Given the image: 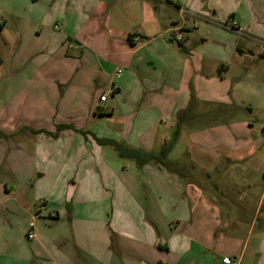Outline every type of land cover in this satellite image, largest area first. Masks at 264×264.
<instances>
[{"label": "crops", "instance_id": "crops-1", "mask_svg": "<svg viewBox=\"0 0 264 264\" xmlns=\"http://www.w3.org/2000/svg\"><path fill=\"white\" fill-rule=\"evenodd\" d=\"M25 7L0 21V264H264V0ZM195 18L235 23L236 42L210 70L186 50L190 33H204ZM172 29L183 40L173 50ZM197 99L216 107V124ZM186 111L172 169L107 164L91 146L157 153ZM102 119L115 135L98 137ZM256 172L263 185L252 198L245 178Z\"/></svg>", "mask_w": 264, "mask_h": 264}, {"label": "rangeland", "instance_id": "rangeland-1", "mask_svg": "<svg viewBox=\"0 0 264 264\" xmlns=\"http://www.w3.org/2000/svg\"><path fill=\"white\" fill-rule=\"evenodd\" d=\"M27 2V0H0V21L1 20H6L8 21V19L10 18L9 13H11L13 11H17L18 14H21L22 16L24 14L28 13V9L25 7V3ZM173 5H175L173 3ZM193 9V7H191ZM190 8V10H192ZM185 13V11H183ZM183 12H181L179 15L183 20H188V19H192L190 15L184 14ZM175 16L177 17L178 14L174 11ZM179 19V16H178ZM196 22H200L202 24L205 25L204 29V33L201 34L199 37L194 38V35L196 33H190L188 35V43H187V49H193L196 51V53L198 55H201L202 58L205 59V67L207 68V70H210L212 68V62L210 61V59H212V57L216 54V52L220 51L222 53L223 50H225L226 46L229 47L228 49H230V46L233 45L236 42V33L233 32V30L231 29H225V27L223 26V23H220V19H218V21H214L211 22H204L200 19L195 18ZM1 24V23H0ZM8 24V22H7ZM8 30V29H7ZM2 33V32H1ZM5 36H7V32L5 35L0 34V38L1 39H5ZM168 35H163V37H166ZM208 36L210 38V41L207 42L205 45L200 44V39L204 38ZM171 38V42L169 43L171 50H173L174 48V42H176L173 39V36L170 35L169 36ZM193 41V42H192ZM225 44V47H224ZM35 45V44H34ZM245 46L247 45V43L244 40H241V42L238 44V46ZM224 47V48H223ZM17 49V46L15 47L14 50L10 51V54H12L15 50ZM185 49L180 48L177 52V56L180 57L181 59H186L187 58V52ZM178 59L181 61V59ZM243 58H249V57H243ZM179 70H180V66H178L177 70L175 71L174 75L176 78V82L178 83L179 81ZM173 82V79L170 80V83ZM177 85V84H175ZM194 93V91H193ZM192 93V94H193ZM194 96L195 94H193L192 96V100H194ZM198 100V99H197ZM199 101V100H198ZM200 103H202V101H199ZM203 104V109H205L206 107L209 109V114L208 117L210 120H212L211 122L216 124L217 122L216 120V107H211L209 106L210 104ZM213 106V105H212ZM216 106V105H214ZM186 110V109H185ZM184 110V111H185ZM215 110V111H214ZM190 112V111H189ZM187 111L184 113L185 118L188 120V114ZM177 116V114H176ZM246 116H248V114H246ZM250 120L252 119V117L249 118ZM98 122L100 123V125L98 126V129L96 130L95 133H97L98 137L101 138V135H105L106 133H111L110 135H115V132L111 131L108 132L109 128H108V123H105L104 120H98ZM185 123L182 124L181 127H186V121L184 120ZM140 124H144L143 120L139 121ZM108 125V126H107ZM136 126V125H135ZM97 143L93 144L92 143V148H94ZM125 145V144H124ZM126 146V145H125ZM181 149V146H175L174 150L168 155V159L170 160H175L179 154V150ZM97 155L103 160V162L107 163V164H112L115 165L116 162H122L123 160H121L118 155L116 154V152L112 149V147L107 146V145H98L97 146ZM96 155V156H97ZM98 157V158H99ZM247 179V182L251 186L252 188V192H251V197L254 198L253 196L255 195V198L259 196V193L262 189V185H263V177L261 174H259L258 172L252 174L249 173L248 177L245 178ZM247 183V184H248ZM104 204V203H102ZM101 204V209L103 210L104 206H102ZM108 211V209H107ZM109 212V211H108ZM262 218H264V216L262 215ZM36 229V228H35Z\"/></svg>", "mask_w": 264, "mask_h": 264}, {"label": "trees", "instance_id": "trees-1", "mask_svg": "<svg viewBox=\"0 0 264 264\" xmlns=\"http://www.w3.org/2000/svg\"><path fill=\"white\" fill-rule=\"evenodd\" d=\"M183 40L178 42V45H182ZM193 96V94H191ZM192 98V97H191ZM184 123V114L183 112L177 114L175 127L171 134L169 141L164 144L157 153L146 152L140 149L131 148L129 146H125L123 144L117 143L113 140H100L95 139L98 145H107L112 147V149L116 152L118 157L122 159H128L135 163L136 166H142L148 162H155L162 166L165 169H172L171 163L167 160V155L170 153L174 145L176 144L180 133L181 126ZM67 129V126H58L57 130Z\"/></svg>", "mask_w": 264, "mask_h": 264}, {"label": "built area", "instance_id": "built-area-1", "mask_svg": "<svg viewBox=\"0 0 264 264\" xmlns=\"http://www.w3.org/2000/svg\"><path fill=\"white\" fill-rule=\"evenodd\" d=\"M171 1H174V0H171ZM223 26L225 28H228L231 30L235 29V23L232 22L231 20H228ZM171 35L173 36V38L176 42L181 41V37H180L177 29H172ZM119 73H120V71H117L116 76H118ZM106 98H107V94H103L102 96H100V98H99L100 103H104L106 101ZM44 204H45L44 200H39L36 204V210L41 209L44 206ZM34 230H35V219L32 218V220L28 224V232L26 235L28 240H32L35 238V231ZM229 261H230V264H240L239 261L235 258H231Z\"/></svg>", "mask_w": 264, "mask_h": 264}, {"label": "water", "instance_id": "water-1", "mask_svg": "<svg viewBox=\"0 0 264 264\" xmlns=\"http://www.w3.org/2000/svg\"><path fill=\"white\" fill-rule=\"evenodd\" d=\"M236 53L237 54H239V55H241V54H243V53H245V52H243V51H241V50H236ZM248 55H252V53H247Z\"/></svg>", "mask_w": 264, "mask_h": 264}]
</instances>
